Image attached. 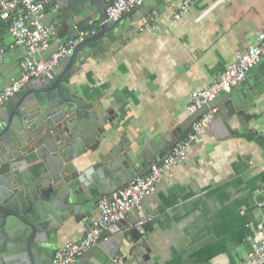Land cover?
<instances>
[{
	"label": "crops",
	"instance_id": "crops-1",
	"mask_svg": "<svg viewBox=\"0 0 264 264\" xmlns=\"http://www.w3.org/2000/svg\"><path fill=\"white\" fill-rule=\"evenodd\" d=\"M182 1L150 0L123 40L89 56L73 76L83 94L97 97L112 110L107 147L126 140L134 150L149 154V142L191 116L187 106L192 91L225 70L264 29V0H194L175 18ZM56 20L48 8L45 21ZM68 38L57 34L44 56ZM3 46L0 89L21 73L25 54L7 30H0ZM60 68L61 64L56 71ZM235 88L253 114L247 125L225 137L210 126L142 201L152 224L145 232L150 264H240L252 240L262 236L264 56ZM223 103L215 105L220 110ZM190 126L184 127L181 137ZM97 213L98 203L91 218ZM129 213L134 218L138 212ZM91 218L78 221L71 216L58 229L59 246L83 235ZM98 244L72 264H89ZM119 253H130L129 245L125 243Z\"/></svg>",
	"mask_w": 264,
	"mask_h": 264
},
{
	"label": "water",
	"instance_id": "water-1",
	"mask_svg": "<svg viewBox=\"0 0 264 264\" xmlns=\"http://www.w3.org/2000/svg\"><path fill=\"white\" fill-rule=\"evenodd\" d=\"M149 1L112 19L106 0H51L59 5V35L74 38L92 24L97 30L61 58L52 77L31 78L0 106V264H50L58 229L71 216L91 218L101 197L162 160L184 127L216 103L225 102L211 125L220 137L238 132L252 117L234 87L149 142V154L126 140L106 146L112 110L83 94L73 76L89 56L123 40ZM129 214L101 234L89 264H111L125 243L131 254L126 264H150L145 232L151 220Z\"/></svg>",
	"mask_w": 264,
	"mask_h": 264
},
{
	"label": "built area",
	"instance_id": "built-area-1",
	"mask_svg": "<svg viewBox=\"0 0 264 264\" xmlns=\"http://www.w3.org/2000/svg\"><path fill=\"white\" fill-rule=\"evenodd\" d=\"M106 1L109 2L108 18L119 19L125 12L145 0ZM193 1L183 0L174 17L180 18L186 13ZM48 8L55 12L59 5L51 0H0V30L9 31L13 36V43L25 49L20 61L21 73L12 77L11 81L0 89V106L31 78L52 77L61 64V58L97 30V26L92 24L78 36L60 41L58 48L46 57L43 53L50 48L53 37L58 34L56 22L45 21ZM5 53L6 47H0V60H3ZM263 56L264 29L258 32L256 42L239 51L225 70L216 74L206 86L192 91L188 110L193 113L224 91H230L242 84ZM218 112V105L211 106L192 122L186 134L176 141L162 160L153 162L146 172L136 175L111 195L101 197L98 213L91 218L84 234L59 246L50 264H72L98 243L104 230L131 211L138 212L143 217L141 221L148 219L142 211L143 199L156 190L164 174L186 158L190 145L211 126ZM262 135L264 136V131ZM130 256V253H119L111 264H126ZM240 264H264V229L260 238L252 240L251 248Z\"/></svg>",
	"mask_w": 264,
	"mask_h": 264
},
{
	"label": "rangeland",
	"instance_id": "rangeland-1",
	"mask_svg": "<svg viewBox=\"0 0 264 264\" xmlns=\"http://www.w3.org/2000/svg\"><path fill=\"white\" fill-rule=\"evenodd\" d=\"M57 20H58V18H57ZM57 20H56V22H57Z\"/></svg>",
	"mask_w": 264,
	"mask_h": 264
}]
</instances>
